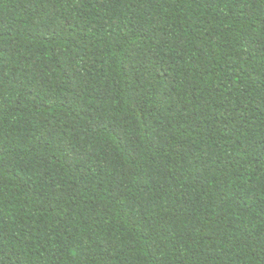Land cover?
<instances>
[{"label":"trees","instance_id":"1","mask_svg":"<svg viewBox=\"0 0 264 264\" xmlns=\"http://www.w3.org/2000/svg\"><path fill=\"white\" fill-rule=\"evenodd\" d=\"M0 264H264V0H0Z\"/></svg>","mask_w":264,"mask_h":264}]
</instances>
